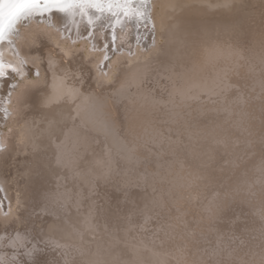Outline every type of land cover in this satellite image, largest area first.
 I'll use <instances>...</instances> for the list:
<instances>
[{
	"label": "bare ground",
	"instance_id": "obj_1",
	"mask_svg": "<svg viewBox=\"0 0 264 264\" xmlns=\"http://www.w3.org/2000/svg\"><path fill=\"white\" fill-rule=\"evenodd\" d=\"M225 3L154 0V35H141L128 68L129 45L136 51L129 26L117 70H104L114 73L111 83L80 41L68 66L79 71L83 96L71 104L41 105L56 49L46 38L38 47L21 42L22 54L42 58L45 77L18 117L0 112V132L16 129L0 154V187L6 208L17 209L8 232L63 245L41 243L39 264H264V0ZM52 22L67 19L53 14ZM103 23L89 49L110 44ZM70 28L65 36L79 41ZM86 29L85 18L81 35ZM223 82L231 87H217ZM53 117L54 136L37 131L27 145L16 142L25 121L39 129Z\"/></svg>",
	"mask_w": 264,
	"mask_h": 264
},
{
	"label": "snow or ice",
	"instance_id": "obj_2",
	"mask_svg": "<svg viewBox=\"0 0 264 264\" xmlns=\"http://www.w3.org/2000/svg\"><path fill=\"white\" fill-rule=\"evenodd\" d=\"M230 0H226L224 7H230ZM154 0H0V94L3 95L4 105L0 108L3 117L6 120L15 119L19 116L23 107H27L29 94L37 89L45 73L41 72V64L44 62L40 56L24 55L20 51L21 42L25 47H38L41 38L48 39L56 49L55 56L52 50H49L47 56V74L51 76V83L48 84V91L41 97L40 103L43 107L58 106L61 103H74L83 96L80 88L76 87L75 82L80 79L79 71H73L70 64L72 57L79 48L80 41L84 44V53L94 52V68L105 82L111 83L113 72H105L104 68L117 70L118 61H113L108 54V50L123 54L124 44L126 43L129 26L136 29V51H132L129 45V53L125 66L131 68L133 63L137 62V54L142 51L140 37L143 34L155 33ZM99 15H96V14ZM47 14V20H40L38 23L36 17H44ZM53 14H61L67 19L60 27H57L53 21ZM79 15L81 21H76L74 17ZM87 20V35L80 33V25L84 19ZM97 21H104L101 28L111 29V42L105 43L102 49L92 44L91 49L88 45L90 38L94 37L93 29ZM37 23V30L27 33L29 25ZM70 25L76 29L80 40L73 39L70 35L65 36V31H71ZM120 26L121 35H117L116 28ZM141 28L145 31L141 33ZM103 35V33H101ZM117 39L120 44L116 43ZM7 46L5 49L4 46ZM152 50L158 49V43L153 39ZM5 51L11 52L14 59L6 60ZM92 59L91 56L85 57ZM66 61L68 63H62ZM26 69H34V78H29ZM72 81V83H69ZM217 87H231L226 82L218 84ZM6 89V91H4ZM84 100L89 97L84 96ZM77 115L80 114V105L73 109ZM57 120L53 117L48 119L46 127L37 129L35 121H25L20 125L21 131L17 135L18 144L27 145L39 131L40 135L52 137L55 135ZM16 132L13 127H8L7 133L0 132V154L7 153L10 144L8 137ZM33 147L35 145L33 144ZM108 168L104 175L108 174ZM0 191L3 188L0 187ZM19 204L17 202V208ZM16 208L11 203L5 208L0 200V225H3V231H0V248L8 249V252L0 253V264H39L37 253L43 251L41 243L45 247L54 248L63 247L59 241L46 240L33 242L28 236L16 231L14 234L7 231V226L15 219ZM147 222V220L145 221ZM96 264H104L98 260Z\"/></svg>",
	"mask_w": 264,
	"mask_h": 264
},
{
	"label": "water",
	"instance_id": "obj_3",
	"mask_svg": "<svg viewBox=\"0 0 264 264\" xmlns=\"http://www.w3.org/2000/svg\"><path fill=\"white\" fill-rule=\"evenodd\" d=\"M117 52H109V55L112 57V59L115 57V54H116ZM104 70H105V68H104ZM26 71H28V73L30 74V73H32V75H30V76H33L34 77V69H26ZM41 72L43 73V71H42V69H41ZM29 76V77H30ZM0 130H2V129H0ZM0 200H2L3 201V203H4V205H5V201H4V199L2 198V192L0 191ZM5 208H6V205H5Z\"/></svg>",
	"mask_w": 264,
	"mask_h": 264
}]
</instances>
